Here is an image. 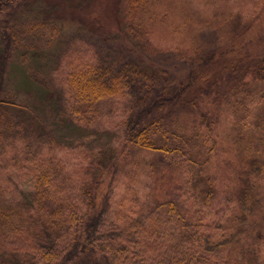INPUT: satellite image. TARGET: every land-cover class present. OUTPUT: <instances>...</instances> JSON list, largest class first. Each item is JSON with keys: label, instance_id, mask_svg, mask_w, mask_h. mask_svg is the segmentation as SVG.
I'll use <instances>...</instances> for the list:
<instances>
[{"label": "trees", "instance_id": "1", "mask_svg": "<svg viewBox=\"0 0 264 264\" xmlns=\"http://www.w3.org/2000/svg\"><path fill=\"white\" fill-rule=\"evenodd\" d=\"M25 1L0 0L5 53L0 64V154L5 144L23 141L32 166L23 200L7 197L0 188V264H264V116L256 123L246 118L235 122L239 128H253L251 135L258 132L249 136L248 147L261 154L250 155V178L245 174L235 198L223 202L226 209L216 210L215 182L203 174L218 147V102L229 99L233 108L240 105L246 112L244 105L250 112L264 107V58L236 59L206 75L204 70L216 67L224 55H199L198 60L191 59L185 77L175 78L166 68L151 69L127 55L117 67L99 62L69 74L72 105L51 79L31 75L43 87L38 95L41 104L54 102L53 109L72 123H91L89 114L102 101L125 98L129 110L125 141L197 170L185 195L156 203L126 229H109L110 206L97 202V177L78 194L66 181L60 183L52 159L45 166L43 152L33 149L42 145L44 134L36 140L28 136L22 119L27 106L12 99L3 84L14 47L25 48L23 56L40 52L39 42L29 39L24 45L23 31L9 24L12 11ZM150 1L126 0L135 18L147 14ZM37 28L34 24L25 30L37 34ZM48 29L56 32L51 25ZM53 41L49 37L45 42L51 46ZM183 115L193 117L192 128Z\"/></svg>", "mask_w": 264, "mask_h": 264}, {"label": "rangeland", "instance_id": "2", "mask_svg": "<svg viewBox=\"0 0 264 264\" xmlns=\"http://www.w3.org/2000/svg\"><path fill=\"white\" fill-rule=\"evenodd\" d=\"M127 6L126 0H26L12 11L9 24L23 31L20 39L24 45L29 39L39 42L40 52L23 56L25 48L14 47L3 77L11 98L28 107L22 114L28 136L36 140L44 134L42 145L33 149L43 152L45 166L49 157L52 159L58 181H66L78 194L97 177V202L110 206L109 229H126L156 203L185 195L197 170L128 144L124 136L129 115L125 98L102 101L97 111L89 114L91 123H72L54 110L53 101L48 106L41 104L38 95L43 87L31 75L51 79L54 88L72 102L69 74L99 62L117 67L127 55L152 65L151 69L166 68L175 78L185 77L191 59L198 60L199 55H224L216 67L204 70L206 75L236 59L264 58V0H151L147 14L137 18ZM34 24L39 27L34 31L37 34L26 33ZM49 37L54 39L51 46L45 42ZM3 50L0 39V64ZM255 88L260 87L255 84ZM228 100L218 102V147L203 172L215 182L216 210L227 208L223 202L227 197L235 198L245 174L250 178V155L261 154V150L254 153L248 147L249 136L254 138L258 132L251 135L253 128H239L235 122L245 118L258 122L264 107L250 112L244 105L246 112L240 105L233 108ZM192 118L182 116L190 128L194 126ZM1 151L0 188L6 190L7 197L23 200L27 195L24 185L32 174L25 143L5 144Z\"/></svg>", "mask_w": 264, "mask_h": 264}]
</instances>
